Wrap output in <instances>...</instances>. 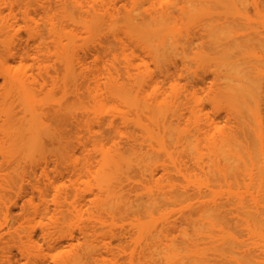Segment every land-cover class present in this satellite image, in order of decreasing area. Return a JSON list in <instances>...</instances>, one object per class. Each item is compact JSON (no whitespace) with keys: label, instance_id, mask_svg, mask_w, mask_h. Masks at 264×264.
Returning a JSON list of instances; mask_svg holds the SVG:
<instances>
[{"label":"bare ground","instance_id":"1","mask_svg":"<svg viewBox=\"0 0 264 264\" xmlns=\"http://www.w3.org/2000/svg\"><path fill=\"white\" fill-rule=\"evenodd\" d=\"M48 8L47 24L23 22L25 40H0V229L25 241L17 257L0 237L6 263L124 264V254L128 264H264V0H64L58 26ZM49 36L60 97L27 64ZM87 47L104 51L94 74L83 69ZM129 52L149 62L132 72ZM83 79L93 99L80 103Z\"/></svg>","mask_w":264,"mask_h":264},{"label":"rangeland","instance_id":"2","mask_svg":"<svg viewBox=\"0 0 264 264\" xmlns=\"http://www.w3.org/2000/svg\"><path fill=\"white\" fill-rule=\"evenodd\" d=\"M12 1H14V5L10 8V7H1L0 6V8H1V11H2V14H3V16L2 17H4L3 18V20H1L2 21V23H4L2 26H1V21H0V40H3V41H7L13 34H17V33H19L22 37H23V39L25 40V38H27V33L25 32V30L23 29V26H24V23L23 22H29L31 19H42L45 23L47 22V15L49 14L48 13V11H49V8L48 7H50L51 8V13H53L54 15H55V17H56V19H55V25H59V21H60V19L59 18H62L61 17V15L59 14V12H58V9H59V6H60V4H62L63 2H64V0H8L7 2H12ZM248 1V0H247ZM250 1V0H249ZM121 3H123V1L121 2ZM120 3V4H121ZM247 5H248V3H247ZM251 4L249 3V5L246 7V8H251V7H249ZM252 6V5H251ZM239 7V6H238ZM254 8H255V6H253ZM218 9H221L222 11H223V8H220L219 6H218ZM239 10H241L240 8H239ZM244 10L245 11H248V10H246L245 8H244ZM242 11V10H241ZM240 11V12H241ZM252 12L251 14L249 13V12ZM254 12H255V10H254ZM253 12V9H249V11H248V13H247V16H248V14H250V16L252 15V14H255ZM13 16H14V18H13ZM230 15H228V16H226V17H229ZM249 16V18H250V20L251 19H253L252 17H250ZM231 17V16H230ZM235 17H237V16H235ZM255 20V19H254ZM47 24V23H46ZM253 24V23H252ZM10 25H12V27H13V30L12 31H7V30H4V29H2L1 27H7V26H10ZM255 25V24H254ZM45 30H46V28H45V26L42 28V31H43V33L45 32ZM259 31H260V29H259ZM261 32H263V29H261ZM103 34V33H102ZM101 34V35H102ZM107 34H109V33H107L106 32V36H105V34H103L104 35V38H106V40H109L108 39V37H111L112 38V36H111V34H109L108 35V37H107ZM198 34V33H197ZM202 34V33H201ZM264 33H262V35H263ZM15 35H14V37H13V40H14V38H15ZM100 35V36H101ZM203 35V34H202ZM201 35V36H202ZM198 37L200 36V32H199V35H197ZM110 38V39H111ZM205 37H200V39H197L198 40V43L200 42V44L202 45V41L201 40H203ZM101 39H102V36H101ZM112 40V39H111ZM111 40H109L110 41V45H108V46H111V47H116L115 45H114V43H112V41ZM197 40H196V42L194 43V44H196L197 43ZM200 40V41H199ZM205 40V39H204ZM203 40V41H204ZM52 41H53V39L49 36L48 37V39L45 37V43L46 44H44L43 45V51L42 50H40V48L39 49H35L34 48V45H32V46H30V51H29V53L31 54L30 55V57L27 59V64H28V66H29V69H30V67H31V69H32V71H31V74H32V76L36 79V82L38 83V84H40V85H42V84H44V86H43V88L44 89H48V88H54L55 89V92H56V95H57V97H60L61 96V93H60V91H59V89H61V87H62V76H61V74H60V72H59V70H58V62H57V60L55 59V57L52 55V49H54V47H52V45H51V43H52ZM197 43V44H198ZM88 44H90V43H88ZM88 44L86 45V46H88ZM196 44V45H197ZM200 44H198V45H200ZM199 46V48H201V50H202V46ZM96 46H97V44H96ZM105 46H107V45H105ZM85 47V46H84ZM92 47V46H91ZM91 47H87V48H91ZM95 47V46H94ZM94 47H92V48H94ZM99 48H100V50H101V47H100V45L98 46ZM98 47H97V49L96 50H98V51H100L99 49H98ZM197 48H198V46H196ZM22 48H24V45L22 46ZM86 48V47H85ZM91 48V49H92ZM194 48V46H192V49ZM199 48L198 49H196L195 50V48H194V50L195 51H197L198 52V50H199ZM84 49V48H83ZM90 49V50H91ZM103 49V48H102ZM87 51H88V49H87ZM93 53H91L90 51H88V52H86V50L84 49L83 50V52H86V53H84L83 54V52H82V54L81 55H83V64H84V67H83V69L85 70V72H87V71H92L91 73L92 74H94V69H95V73H96V69H98V68H100V67H97L96 66V64L98 63H100L101 61H103L104 60V57H102V59H101V56L103 55V53H104V51L102 50V52H100L99 54H97V57H95L96 56V54H95V52H94V49H92L91 50ZM134 51V50H133ZM193 51V50H192ZM190 52V54L191 53H193V52ZM194 51V52H195ZM135 53L137 52V51H134ZM199 52H200V50H199ZM91 53V54H90ZM101 54V55H100ZM85 55V56H84ZM100 55V56H99ZM135 55V54H134ZM134 55H132V56H130V52H129V55H128V60L130 59L129 57H132V58H134V59H131L132 60V63H134L135 61H137V57H136V55L134 56ZM137 55H139L138 53H137ZM134 56V57H133ZM100 57V58H99ZM191 57V56H190ZM82 58V57H81ZM145 60L146 58H140V59H138L139 61H137L136 63H138L139 65L138 66H140L141 68H142V65L141 64H143L144 65V63H142V61L143 60ZM263 59H264V57H263ZM96 60V61H95ZM99 60H100V62H99ZM118 60H120V59H118ZM135 60V61H134ZM140 60H141V62H140ZM130 61V60H129ZM146 61H147V63L149 62L147 59H146ZM264 61V60H263ZM119 62H122V60L121 61H119ZM131 62V61H130ZM136 63H134V64H132V68H130L131 69V71L133 70L134 71V68H135V66H137V64ZM141 63V64H140ZM191 64H194L193 62H191ZM190 64V65H191ZM263 64H264V62H263ZM145 65H151V64H146V62H145ZM99 66H100V64H99ZM134 66V67H133ZM195 67H196V65H194ZM118 67H122V65L120 66V64L118 65ZM191 68V70H195V67H193L192 68V66H190ZM138 68V67H137ZM136 69V68H135ZM199 68H197L196 69V71H198L199 72V70H198ZM193 70V71H194ZM132 71V72H133ZM55 72V73H54ZM47 73H49L51 76H53V80H51V79H49V76L47 75ZM200 74V73H199ZM95 76V75H94ZM84 77H88V76H86V74H85V76ZM85 78V79H86ZM89 78V77H88ZM87 78V79H88ZM92 77H90V79H91ZM190 78H192L191 76H190ZM87 79H86V81H87ZM94 80H95V77L93 78ZM172 79V78H171ZM175 79V78H174ZM173 79V81L172 82H174V81H176V82H178V80H174ZM177 79H182L181 77L180 78H177ZM184 79V78H183ZM92 80V79H91ZM91 80H89L88 79V81H91ZM94 80H92L90 83L92 84V87H91V85H90V83H89V85H88V83L86 82V81H84V79H83V84H82V86H81V89H80V96H82V97H79V98H82L83 99V97H85V96H87V98L89 97V92H88V90L89 89H86V87L87 88H90L91 87V89H92V93L91 94H93V90H94V85H93V81ZM168 80V79H167ZM192 81L191 79H188V81ZM264 80V79H263ZM184 81L186 82L185 83V85L183 84L184 83ZM207 81H209V80H207ZM169 83V84H173V83ZM181 84V87H184V91H185V93H182V94H185L186 95V91H188V92H191V91H189V90H191V89H193V88H191V86L189 87V85H191V82H187V80L185 79V80H181V81H179ZM179 82H178V84H177V86H179ZM262 82H264V81H262ZM162 83L163 84H166V85H169L168 84V81H167V83H165V80H164V82L162 81ZM188 83V84H187ZM190 83V84H189ZM207 84H206V87H202V86H199V88L201 89V87H202V89L200 90V89H198L197 88V91L199 90L200 91V93H201V91H203V89L204 88H208L207 86L210 84L209 82H206ZM209 83V84H208ZM176 84V83H175ZM264 84V83H263ZM166 85H163V86H166ZM184 85V86H183ZM188 85V86H187ZM193 85V84H192ZM162 86V87H163ZM185 86H187V88L189 87V88H191V89H187V90H185ZM167 88H168V86H166ZM170 87V86H169ZM180 87V86H179ZM181 87H180V89H181ZM5 88V84H4V81H3V78H1L0 77V92H2V90ZM167 88H164L163 87V89L164 90H166ZM178 88V87H177ZM263 88H264V85H263ZM90 89V90H91ZM169 89V88H168ZM194 89H196V87L194 88ZM170 90V89H169ZM178 90H179V88H178ZM167 91V90H166ZM180 92H181V90H179ZM182 91H183V89H182ZM193 91V90H192ZM199 91H198V94L199 95H205L206 93H208V90L206 91V93H204L205 91H203L201 94L199 93ZM187 92V93H188ZM89 94V95H88ZM188 95V94H187ZM202 95V96H203ZM68 96V95H67ZM93 96V95H92ZM68 98H69V96H68ZM89 98H91V95H90V97ZM70 99V98H69ZM79 99L80 101V103H81V101H82V103H83V101L84 100H86V99ZM91 99H93V98H91ZM71 100V99H70ZM184 100V99H183ZM87 102H89V99H87L86 100ZM85 101V102H86ZM91 101V100H90ZM93 101V100H92ZM84 102V103H85ZM93 102H91V104H92ZM87 104V103H86ZM188 104H190V103H188ZM263 104V105H262ZM261 105V108H260V112H262V113H260V115L262 116V121H261V125H262V129L264 130V102L262 103ZM83 105V104H82ZM81 105V106H82ZM88 105H90V104H88ZM192 105V104H191ZM92 107H93V104L91 105ZM79 107H80V105H79ZM83 107H85V104L83 105ZM182 108L181 109H185L183 106H181ZM189 107H190V105H189ZM1 108L2 107H0V111H1ZM84 110L83 112H85L86 110H88V113H89V111H91L92 110V108H90V106L88 107H86V109L85 108H80V110ZM181 109H180V113H182V114H187L188 115V113H186L185 112V110H183L184 112H181ZM83 112H82V114H83ZM188 112H189V110H188ZM87 113V112H86ZM86 113H84V114H86ZM88 113H87V115H86V117H84L82 114H81V111H80V114L82 115L81 117H82V119L81 120H83L82 122H85L86 120H87V116H88ZM220 114H223L224 115V113H220ZM219 114V116H217V114H216V117H214V116H212L211 118L214 120L215 119V121H216V118L218 117L219 118V120H217V121H221L223 118H224V116H222V115H220ZM213 115H215V114H213ZM91 116V115H90ZM221 116H222V119H221ZM182 117H185V115H183ZM186 117H188V116H186ZM84 118H85V121H84ZM217 118V119H218ZM182 120H183V118H181ZM186 119V118H185ZM225 119V118H224ZM184 121V120H183ZM183 121H181L182 122V124H184V122ZM180 123V122H179ZM181 124V125H182ZM183 126H187L186 124H184V125H182V127L181 128H183ZM102 128V127H101ZM104 128V127H103ZM106 128V127H105ZM105 128H104V130H105ZM99 129V128H98ZM107 129V128H106ZM100 130V129H99ZM101 130H103V129H101ZM100 130V131H101ZM104 130L103 131H101V134H105V133H102V132H104ZM98 131V130H97ZM100 131L98 132V133H100ZM105 132H106V134H108L107 133V131L105 130ZM263 132V134H264V131H262ZM105 134V136H107ZM74 135L72 134V137H73ZM79 136L82 138V140H81V142L79 141V145H78V150H77V154H78V162L79 163H81L84 159H85V156L87 157V155H85V152H84V148H83V144H84V142L86 141V138H87V134H86V131L83 129V127L80 129V132H79ZM102 136V135H101ZM105 136H102V137H104L105 138ZM108 137V136H107ZM106 137V138H107ZM105 138V139H106ZM87 148H91L89 145L87 146ZM85 155V156H84ZM93 164H94V162H92ZM94 167H95V164H94ZM3 174H4V172L3 171H0V200L2 199V194H3V192H2V188H1V186H2V184H3ZM82 177V176H81ZM176 177V176H175ZM180 178V177H179ZM81 179V178H80ZM74 180V178L72 177V176H69L68 178H67V180L65 181V184H66V186H67V203H70L71 201H72V199H71V196H72V191H71V187H70V184L72 183V181ZM82 181H84L85 180V178L84 177H82V179H81ZM81 181V182H82ZM135 189H137V188H135ZM134 190V189H133ZM137 191V193H139L140 191H138V190H136ZM133 192H135V191H133ZM143 192V191H142ZM132 195H134V194H132L131 193V196ZM11 197H13V194H11ZM37 202V199H35L34 200V203H36ZM69 205V204H68ZM70 206V205H69ZM68 209L70 210V211H72V209L70 208V207H68ZM19 211V209L18 208H16L15 209V212H18ZM89 212H91V205H90V203L89 202H86V204L85 205H83L82 207H81V209L79 210V215L82 217V219H84L86 216H87V214L89 213ZM76 214H75V212L73 211L72 212V220L75 218L74 216H75ZM2 219H3V216L0 214V221H2ZM125 220V219H124ZM121 220V221H123V225L122 226H125V227H122V229L123 228H129L128 226H130L131 228H132V224L130 223H128L127 224V221L125 220ZM128 220V219H127ZM131 220V219H130ZM120 222V221H119ZM116 223H118V222H116ZM121 223V222H120ZM125 224V225H124ZM121 225V224H120ZM16 226V225H15ZM117 226V225H116ZM115 226V227H116ZM119 227V229H120V226H118ZM131 228H129V230L130 231H132L131 230ZM117 229V228H116ZM122 229H120V230H122ZM125 230V229H124ZM123 230V231H124ZM125 231H128V230H125ZM19 234H22V232H20ZM6 235V233H5V229H0V237H1V240L3 239L2 237L4 236L5 238H4V240H6L7 241V243H8V246H9V248H10V250H11V252H12V254H14V255H16L17 257H19L20 256V254H19V250L20 249H22V247H20L21 245H24L23 244V241L24 240H21V241H19V239L17 240L16 239V235L15 236H11V238H8L7 237V235ZM128 237H126V239H127ZM1 240H0V242H1ZM125 240V239H124ZM124 240L122 241V243L120 242V244H119V242H118V245H122V246H124V244L126 243V242H124ZM128 240V239H127ZM130 240V239H129ZM128 240V241H129ZM3 241V240H2ZM126 241V240H125ZM25 242V241H24ZM115 243V246H117V244H116V242H114ZM114 243H113V245H114ZM131 241L129 242V244H128V242H127V244H126V246H124V248H126L125 250H127V252H128V249L129 248H127L128 246L130 247V249H129V252H130V250H131V244L133 243H131ZM133 246V245H132ZM18 247H19V250H18ZM126 252V253H127ZM128 252V253H129ZM1 253H4V252H0V254ZM126 253H125V255H126ZM127 253V254H128ZM5 254V253H4ZM3 254V255H4ZM6 255H7V253H6ZM6 255H5V257H6ZM121 255H123V257L121 258V261L123 260V263L124 264H128V263H125V258L127 259V257L126 256H124V254H121ZM3 256H1L0 255V264H7L8 262H7V258H2ZM125 257V258H124ZM127 261V260H126ZM7 262V263H6ZM128 262V261H127ZM18 264H21V263H18Z\"/></svg>","mask_w":264,"mask_h":264}]
</instances>
